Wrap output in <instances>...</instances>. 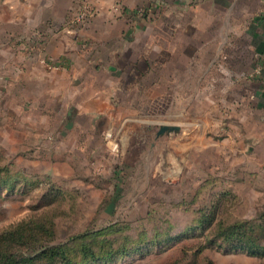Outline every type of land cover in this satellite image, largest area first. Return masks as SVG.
Returning <instances> with one entry per match:
<instances>
[{"label": "rangeland", "instance_id": "rangeland-1", "mask_svg": "<svg viewBox=\"0 0 264 264\" xmlns=\"http://www.w3.org/2000/svg\"><path fill=\"white\" fill-rule=\"evenodd\" d=\"M3 15L0 5V233L53 223L51 243L78 263L264 264L232 246L191 256L214 213L213 223L264 222V174L229 146L226 117L197 97L198 85L186 99L172 84L119 85L103 110L84 82L70 83L71 69L24 66ZM163 123L180 131L156 139ZM84 245L95 256L83 257Z\"/></svg>", "mask_w": 264, "mask_h": 264}, {"label": "crops", "instance_id": "crops-1", "mask_svg": "<svg viewBox=\"0 0 264 264\" xmlns=\"http://www.w3.org/2000/svg\"><path fill=\"white\" fill-rule=\"evenodd\" d=\"M82 2L0 0L24 66L41 67V47L103 110L119 85L172 84L179 99L198 85L197 97L226 117L229 146L264 174V0H91L89 17L70 27Z\"/></svg>", "mask_w": 264, "mask_h": 264}, {"label": "trees", "instance_id": "trees-1", "mask_svg": "<svg viewBox=\"0 0 264 264\" xmlns=\"http://www.w3.org/2000/svg\"><path fill=\"white\" fill-rule=\"evenodd\" d=\"M3 180L7 179L1 177L0 183ZM214 215L215 213L208 216L211 218L208 229H201L203 232L199 236H203L207 230L203 236L204 243H199L197 250L191 256L196 257L202 250V246L207 244L221 248L232 246L249 255L264 257V222L249 223L247 220H241L228 224L221 221L213 223ZM52 226L53 223L46 225L45 221L30 220L22 221L1 232L0 264H93L95 262L92 258L93 260L87 259L85 263H78L71 259L65 248L51 243L49 236L53 235ZM179 236L174 237V242H178ZM80 252L85 258L95 256L94 250L89 245H84ZM183 260L184 258H179L172 264H184ZM193 263L190 261L186 264ZM206 264L214 263L207 260Z\"/></svg>", "mask_w": 264, "mask_h": 264}, {"label": "built area", "instance_id": "built-area-1", "mask_svg": "<svg viewBox=\"0 0 264 264\" xmlns=\"http://www.w3.org/2000/svg\"><path fill=\"white\" fill-rule=\"evenodd\" d=\"M90 1L91 0H83L82 5L78 9V11L74 15H72L70 19L68 20L70 27H73V28L79 27L81 23L84 22L89 17L91 13L90 4H89ZM139 12L141 13L142 10H140ZM37 50H39L38 51L39 53H42L43 49L39 47ZM41 60L48 66H51L53 68L58 67V65L54 63H50L46 58H43Z\"/></svg>", "mask_w": 264, "mask_h": 264}, {"label": "water", "instance_id": "water-1", "mask_svg": "<svg viewBox=\"0 0 264 264\" xmlns=\"http://www.w3.org/2000/svg\"><path fill=\"white\" fill-rule=\"evenodd\" d=\"M180 127L178 125L171 124H160L159 129L156 131L155 138L162 137L165 134H170L171 132H179Z\"/></svg>", "mask_w": 264, "mask_h": 264}]
</instances>
